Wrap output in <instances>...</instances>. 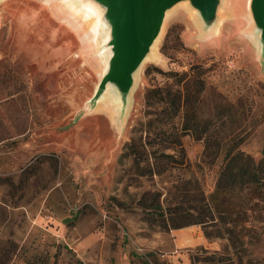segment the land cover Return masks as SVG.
I'll list each match as a JSON object with an SVG mask.
<instances>
[{"label": "rangeland", "instance_id": "obj_1", "mask_svg": "<svg viewBox=\"0 0 264 264\" xmlns=\"http://www.w3.org/2000/svg\"><path fill=\"white\" fill-rule=\"evenodd\" d=\"M224 1L219 19H226L212 38L198 31L189 4L173 8L135 75L129 105L112 111L95 99L107 59L103 37L94 47L86 23L85 33L73 30L62 0H0V264H204L225 251L227 241L207 239L201 226H171L190 222V208L215 192L222 159L203 163L205 142L190 133L176 148L183 153L166 149L170 140L154 133L179 132L182 118L164 124L148 104L150 90L198 67L209 87L242 100L241 150L262 158L264 50L244 35L249 0H238L232 16L234 0ZM213 109L208 103L204 116ZM226 120L216 128L222 136L239 124ZM194 227L205 245L182 236ZM260 233L245 262L264 264Z\"/></svg>", "mask_w": 264, "mask_h": 264}, {"label": "trees", "instance_id": "obj_2", "mask_svg": "<svg viewBox=\"0 0 264 264\" xmlns=\"http://www.w3.org/2000/svg\"><path fill=\"white\" fill-rule=\"evenodd\" d=\"M198 69L192 67L191 72L174 73L173 86L158 87L149 92L150 114L156 116L155 119L167 124L182 118L179 132L161 128L154 133L155 138L170 140L166 149L175 148L174 151L183 153L176 148L182 146L181 137L190 133L196 140L205 142L203 163L213 164L222 159L215 192L209 198H202L200 206L190 208L193 211L190 222L171 226L174 229L201 226L207 239L227 241L225 251L206 256L204 264H236L235 259L238 264H252L243 259L249 246L259 241L260 232H264V146L260 160L241 150L247 139L243 130L238 132L245 115L242 100L233 102L213 86L209 87L203 77L205 72H194ZM208 103H213L214 109L209 116H204ZM229 117L239 124L232 133L222 136L216 128L225 125ZM153 122L154 119L149 122L148 134L152 132ZM163 142L161 138L158 144ZM153 143L148 142L151 146ZM130 149L137 160L143 157L136 145L131 144ZM165 157L173 159L172 164H182L177 162L175 154Z\"/></svg>", "mask_w": 264, "mask_h": 264}, {"label": "water", "instance_id": "obj_3", "mask_svg": "<svg viewBox=\"0 0 264 264\" xmlns=\"http://www.w3.org/2000/svg\"><path fill=\"white\" fill-rule=\"evenodd\" d=\"M90 1L101 8L103 12L102 29L110 32L109 39L102 44L103 51L111 48L110 52H112L95 99L98 102L107 88L112 87L119 96L123 108L129 105L135 75L145 60L152 55L149 54L151 47L161 33L167 14L177 5L187 3L189 9L196 11L200 25L208 31L220 21L219 12L225 2L224 0ZM249 11L253 18L254 38L257 39L260 51H263L264 0H251Z\"/></svg>", "mask_w": 264, "mask_h": 264}, {"label": "bare ground", "instance_id": "obj_4", "mask_svg": "<svg viewBox=\"0 0 264 264\" xmlns=\"http://www.w3.org/2000/svg\"><path fill=\"white\" fill-rule=\"evenodd\" d=\"M238 0H234L233 2V9H232V14H235L237 12V6L239 3H237ZM49 1V5H50ZM62 2L66 5L65 8L59 9V11H61V13H65V17H63V19L67 20V24L75 31H77L78 33H80V30H82L85 33L84 27H83V23H86L87 26L89 27V31L87 32V34H85V36L92 41L93 46L95 47V45L99 46V40L101 39V35L102 33H104L105 35H102L104 37V43L107 42V40L110 37V32L106 29H102V25H103V12L101 10V8L96 5L95 3H93L90 0H62ZM250 2L251 0H249V6H250ZM52 6V4H51ZM240 12L244 13L243 8L240 5ZM191 10V9H190ZM192 13V17L195 18L196 15V11L195 10H191ZM245 14V13H244ZM248 21H249V30H246L245 32V36L251 41V43L255 46L256 51H259V44L257 43V39L256 37L254 38V33L252 32V28H253V18L251 16V13L248 15L247 13L245 14ZM95 19L96 22H90L91 20ZM226 19V18H225ZM225 19L222 18L217 25L212 26L208 31H206L205 27L203 28V26H199L198 25V31L202 34L205 35L207 38H212L213 35H217L222 28L223 23L225 22ZM89 22V23H87ZM91 25V26H90ZM84 26H86L84 24ZM164 29L165 26L163 25V28L161 30V33L159 35V37L157 38V40L154 42V44L151 47L150 53L149 54H154L158 44L164 34ZM248 29V28H247ZM104 30V31H103ZM85 36L83 35V37H81L82 42L84 44V46L86 47L87 45V41L85 39ZM109 50V53H108ZM106 50L103 53L107 54V59L103 56V62L106 64L105 69H104V74L106 72L107 66H108V59L109 56L112 55V52H110L111 48ZM103 74V75H104ZM103 77V76H102ZM98 104H100V107H108L109 109H111L112 111H114V109H112V106H118L121 108V100L119 98V96L116 94V91L112 88V87H108L106 92L104 93V95L98 100ZM103 113V112H102Z\"/></svg>", "mask_w": 264, "mask_h": 264}, {"label": "crops", "instance_id": "obj_5", "mask_svg": "<svg viewBox=\"0 0 264 264\" xmlns=\"http://www.w3.org/2000/svg\"><path fill=\"white\" fill-rule=\"evenodd\" d=\"M182 236L185 238L192 237V241L189 242L190 245H205V237L198 228L187 229L182 232Z\"/></svg>", "mask_w": 264, "mask_h": 264}]
</instances>
